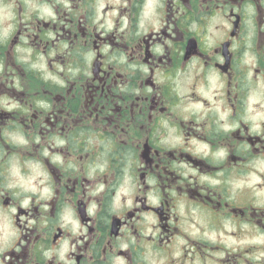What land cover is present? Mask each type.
Returning a JSON list of instances; mask_svg holds the SVG:
<instances>
[{"label":"clouds","instance_id":"9594fccd","mask_svg":"<svg viewBox=\"0 0 264 264\" xmlns=\"http://www.w3.org/2000/svg\"><path fill=\"white\" fill-rule=\"evenodd\" d=\"M0 264H264V0H0Z\"/></svg>","mask_w":264,"mask_h":264}]
</instances>
